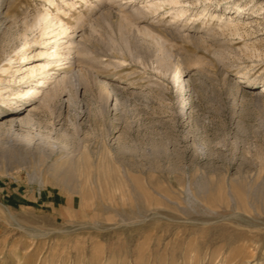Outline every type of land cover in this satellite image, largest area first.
Returning <instances> with one entry per match:
<instances>
[{"label":"rangeland","instance_id":"1","mask_svg":"<svg viewBox=\"0 0 264 264\" xmlns=\"http://www.w3.org/2000/svg\"><path fill=\"white\" fill-rule=\"evenodd\" d=\"M125 1L0 2V68L50 9L81 73L0 97V264H264V0Z\"/></svg>","mask_w":264,"mask_h":264},{"label":"bare ground","instance_id":"2","mask_svg":"<svg viewBox=\"0 0 264 264\" xmlns=\"http://www.w3.org/2000/svg\"><path fill=\"white\" fill-rule=\"evenodd\" d=\"M1 1L3 2V0H0V2ZM46 1L51 4V6L54 3L53 0ZM113 1L118 2L119 4H115L116 8L117 6H119V8L123 9L122 5L119 3V0ZM132 1H141L142 4H144L141 6V10L143 13H156L166 5H175L178 7L172 13L173 18L179 19L187 12V9L184 8L182 2L179 0H131V2ZM126 2L127 1H125V3ZM207 9L208 8L206 7L202 11L205 12ZM49 10L45 9V11L43 12H38L35 16H33V18H26V16L20 24V26L23 28V31L21 33H17L15 35V38H13V40L15 39L18 42V46L13 50L14 57L8 56V64L3 65L0 68V72L1 74L10 72L12 70L11 62L12 60H14V62L18 64V67L12 70L14 80L11 81H17L18 83L25 84L26 86L25 90H23L22 93L16 92L14 94L15 96L12 99L2 97V95L0 94L1 102L5 105H16L18 102L22 103L27 99H29L30 101H39L40 103L45 104L52 98L55 91L58 90L60 85L71 78H77L78 74L80 73L79 70H76V68L79 67L78 59L75 60V57H70L72 56L71 54L74 53L73 50L78 47L77 42L79 40L75 42L73 34H68V27L62 22L59 16L53 14ZM237 10H239V7L237 8ZM210 16L212 18L220 19L223 15H216L211 13ZM8 22L9 21L5 17L0 19V24H2L4 28L6 26V23ZM17 22L13 23H15L16 25ZM221 22L222 24L225 23L231 28L233 27L234 29H236L237 24L233 19L226 20L225 18L222 19ZM35 32H37V36L33 35ZM29 35H32V37H29ZM79 44L81 45V43ZM34 46H40L41 50H39L35 55H30L28 51H30V49ZM67 69H70L69 75L67 74L68 71L65 72V70ZM177 75H179V78L181 80L180 70L178 71ZM182 83L183 79L181 80V84ZM106 85H101V91L102 93L108 95L109 92L106 88ZM259 96L260 95H257V97ZM11 109H14V107H11Z\"/></svg>","mask_w":264,"mask_h":264}]
</instances>
